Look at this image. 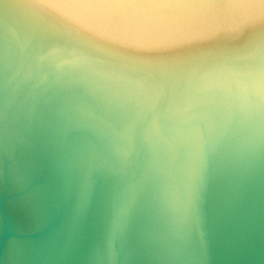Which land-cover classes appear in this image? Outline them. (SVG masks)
Instances as JSON below:
<instances>
[{"label": "water", "instance_id": "obj_1", "mask_svg": "<svg viewBox=\"0 0 264 264\" xmlns=\"http://www.w3.org/2000/svg\"><path fill=\"white\" fill-rule=\"evenodd\" d=\"M0 264H264V0H0Z\"/></svg>", "mask_w": 264, "mask_h": 264}]
</instances>
